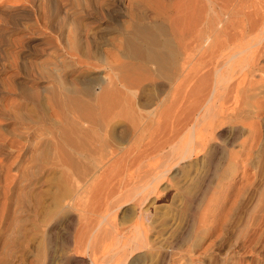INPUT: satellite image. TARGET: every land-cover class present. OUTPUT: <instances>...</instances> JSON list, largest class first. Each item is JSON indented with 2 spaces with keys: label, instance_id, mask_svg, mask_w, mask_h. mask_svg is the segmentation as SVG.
I'll return each instance as SVG.
<instances>
[{
  "label": "bare ground",
  "instance_id": "obj_1",
  "mask_svg": "<svg viewBox=\"0 0 264 264\" xmlns=\"http://www.w3.org/2000/svg\"><path fill=\"white\" fill-rule=\"evenodd\" d=\"M34 2L1 0L0 15L30 16L35 13ZM245 2L162 0L154 13H137L134 18L137 32L157 28L163 36L161 47L169 58L162 50L158 55L162 54L163 63L170 59L172 72L165 70L170 74L159 69L162 62L153 67L157 53L153 55L157 57L147 55L143 38L132 34L119 44L120 53L130 60L124 63L126 68L109 65L111 73L93 77L87 90L53 84L45 98L48 107L36 95L38 114L20 120L19 132L9 140L0 126V234L11 208L19 217L11 214L17 221L9 219L14 226L7 223L21 238L23 253L40 236L43 251L50 256L58 236L64 255L70 250L82 252L89 264H121L139 250L151 252L149 264H195V260L205 264L203 254L209 246L199 253L190 246L196 258L182 248H187L185 241L197 246L195 238L205 229L212 231L209 216L217 205V189L236 164L233 152L219 162L217 143L212 141L215 129L233 115L224 106L228 97L235 96V102L238 94H244L250 100L251 90L258 92L254 86L264 76V16L254 9L245 13ZM152 42L154 38H149ZM20 90L21 97L33 101L32 92ZM261 104L251 103L247 110L258 117ZM7 119L0 108V121ZM253 124L248 135L252 142L260 132ZM120 125L126 136L113 147L111 138ZM183 126L170 142V131L176 133ZM199 154L201 170L181 193L180 224L157 240L149 238L155 227L153 210L144 204L158 197L172 169ZM128 204L135 211L115 220L118 209ZM256 220L243 242L245 251L256 254L248 264H264V217Z\"/></svg>",
  "mask_w": 264,
  "mask_h": 264
},
{
  "label": "rangeland",
  "instance_id": "obj_2",
  "mask_svg": "<svg viewBox=\"0 0 264 264\" xmlns=\"http://www.w3.org/2000/svg\"><path fill=\"white\" fill-rule=\"evenodd\" d=\"M161 1L35 0V13L30 16L15 15L13 18L12 15H0V108L4 109L9 117L6 121H0L5 138L9 140L13 138L14 133L19 132L20 120L27 119V115L34 118L38 114V103H34L36 95L41 96L42 103L46 102L47 91L53 84L66 83L71 90L76 88L87 90L93 77L106 76L107 71L111 73L109 65L111 67L112 64L116 65L119 70L126 68L124 63L127 64L130 60L120 53L119 44L132 34L143 38L142 48L147 55L152 57L157 53L161 60L152 58L155 62L153 67H159L157 62L164 61V58L161 57L162 54L158 55L161 50L165 53L163 56L169 58L167 51L161 47L164 41L163 36L157 34V28H151L150 32L146 29L137 32L138 24L135 23L134 17L137 13H154L156 8L161 6ZM245 1H248L245 2L247 4L245 6H248L244 9L245 13H252L254 9V11L259 10L256 12L264 16V0ZM249 2L259 3L261 6H258L259 4L250 6L252 4ZM235 18L232 20L235 21L237 19ZM30 27L35 28L34 33H31ZM149 38H154V42L148 43ZM20 41L21 43H19ZM136 41L140 42V39H136ZM155 46H158V50L160 49L158 52L151 49ZM77 56L80 61L82 59L84 61H79V63L76 59ZM131 62L134 63L133 60ZM169 62L166 60L164 63L162 62L160 65L163 68L159 67V69L171 73L172 65ZM167 63L169 66L165 67ZM109 72L108 74H110ZM262 77V81L258 76L255 77L259 78L261 82L254 86L255 89H259H257L258 92L251 90L250 100L248 98L245 100L244 94H238L235 102L233 101L235 96L228 97L224 106L226 111L228 110L227 112L233 113V115L215 129L212 141L217 143L218 156L221 159L219 162L222 163V160L227 158V153L233 152L236 164L233 173L221 179L224 185L217 189V195L219 194L217 205L213 207V214L209 216V224L211 222L213 227L212 231L209 229L206 232L208 229H205L200 233L197 239L195 238V241H198L196 242L197 246L193 247L190 244L191 241H185L183 246L187 245V248H182V250L187 249L188 255L191 254L190 257L196 258L197 253L204 251L209 246L210 248L203 254L205 264H248L256 257L252 251H245L243 242L247 237L246 234H249V231L255 227L256 219L264 217V76ZM21 88L33 93V96L30 94L33 101L20 96ZM257 101H261V105H263L258 117L247 110V108L250 109L251 103L256 102L257 104ZM43 105L48 107L47 102ZM249 124H253L260 131L255 135L253 142L248 139ZM234 126H238V128L235 130ZM152 128L149 130L151 131ZM116 129V135L111 138V146H115L126 136L127 130L123 125ZM176 129V133L171 131L169 133L170 136L172 135L170 142H173L176 136L184 130V126ZM250 143L253 144L251 149H249ZM224 160L223 162H225ZM202 164V154L181 162L169 172L168 179L161 183L160 188L163 186V190H161L163 195L159 192L158 197L155 195L156 198L153 196L148 199L152 200H150L151 203L148 201L144 204V208L150 205L151 209L156 211L154 214L152 211L151 221L155 227L150 231L149 238L155 240L162 232H170L180 224L183 216L181 193L188 189L193 177L201 170ZM222 167L224 168V165ZM247 185L249 189L246 188ZM130 205L134 206L128 204L125 205L126 207L118 209L115 220L121 221L122 217L124 218L127 214L131 215L135 206L131 207ZM198 206L196 211H198ZM11 212L10 208L8 218L15 223L14 220L17 221L19 216ZM11 214L17 215V218L11 217ZM9 219L7 222L14 226L15 224ZM7 222L4 223L3 227L5 225L6 227L0 234V264H65V262L67 264L68 262L69 264L75 262L89 264L88 255L82 252L70 250L67 256L64 255L60 249L62 245L57 235H55L57 237L54 241L56 250L52 255L49 256L43 251L44 244L40 236L36 241H33L30 249L27 248L23 253L21 238L15 233L13 226ZM186 242H189V245ZM59 243L60 246H57ZM190 246L197 252H194L196 255L191 252ZM148 255L150 258L151 252L147 250L135 251L128 258L125 257L121 264H149ZM194 262L198 264V261Z\"/></svg>",
  "mask_w": 264,
  "mask_h": 264
}]
</instances>
